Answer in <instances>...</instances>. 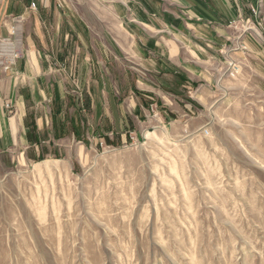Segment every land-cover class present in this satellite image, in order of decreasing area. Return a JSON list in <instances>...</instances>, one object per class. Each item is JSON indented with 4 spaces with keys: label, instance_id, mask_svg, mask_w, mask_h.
<instances>
[{
    "label": "rangeland",
    "instance_id": "obj_1",
    "mask_svg": "<svg viewBox=\"0 0 264 264\" xmlns=\"http://www.w3.org/2000/svg\"><path fill=\"white\" fill-rule=\"evenodd\" d=\"M99 1H57L98 44ZM253 5L254 20L230 22L213 87L181 98L192 112L151 113L114 145L0 157V264H264V0Z\"/></svg>",
    "mask_w": 264,
    "mask_h": 264
},
{
    "label": "crops",
    "instance_id": "obj_2",
    "mask_svg": "<svg viewBox=\"0 0 264 264\" xmlns=\"http://www.w3.org/2000/svg\"><path fill=\"white\" fill-rule=\"evenodd\" d=\"M57 1L0 0L3 17L25 19L20 58L0 74V157L10 162L114 145L140 134L151 113L192 112L181 98L199 104L213 87L230 22L254 20L256 2L101 0L108 30L98 44L97 34L68 26Z\"/></svg>",
    "mask_w": 264,
    "mask_h": 264
},
{
    "label": "built area",
    "instance_id": "obj_3",
    "mask_svg": "<svg viewBox=\"0 0 264 264\" xmlns=\"http://www.w3.org/2000/svg\"><path fill=\"white\" fill-rule=\"evenodd\" d=\"M34 8V5H31ZM24 16H6L0 14V25L6 30V35H0V74L8 73L17 63L21 55L20 28ZM9 108V105H6Z\"/></svg>",
    "mask_w": 264,
    "mask_h": 264
}]
</instances>
